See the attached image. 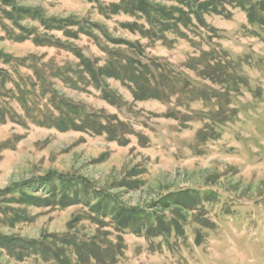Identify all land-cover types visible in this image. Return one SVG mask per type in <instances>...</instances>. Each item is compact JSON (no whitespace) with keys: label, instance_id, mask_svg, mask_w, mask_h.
I'll return each mask as SVG.
<instances>
[{"label":"rangeland","instance_id":"1","mask_svg":"<svg viewBox=\"0 0 264 264\" xmlns=\"http://www.w3.org/2000/svg\"><path fill=\"white\" fill-rule=\"evenodd\" d=\"M19 1L42 8L48 16L98 23L95 38L72 39L53 32L93 61L103 64L110 56L105 49L121 58L127 53L143 62L163 64L168 95L164 101L136 100L127 83L109 78L104 85L119 100L111 104L101 89L79 76V59L72 51L39 46L33 39H10L11 23L1 17L0 50L30 59L0 60V105L7 118L5 123L0 120V189L57 170L89 179L129 206L148 208L170 191L194 188L198 191L193 197L201 199L208 226L196 236L198 210L183 213L184 233L173 231L165 238L150 239L127 230L122 235L111 217L99 220L82 203L68 208L22 206L26 217L14 223L6 217L13 213L0 212V232L40 240L70 230L82 240L112 244L111 264H264V26L250 24L247 11L236 0H216L223 12L203 14L207 26L194 19L189 29L181 26L162 38L153 37L150 30L127 28L128 23L149 26L141 15L116 13L113 5L120 0ZM158 1L168 8L177 5ZM22 24L43 32L37 21L27 19ZM41 75L50 81L47 95L41 91ZM18 86L34 89L27 96L30 114L14 96ZM52 87L60 96L98 112L103 124L124 121L123 129L133 130L129 142L122 145L105 134L62 132L36 124L34 120L53 112ZM13 112L24 124L13 121ZM123 179L141 185L117 186ZM14 207L19 209L17 204ZM172 212L159 215L168 221ZM67 252L76 262L73 249ZM0 264L57 263L45 262L32 251L17 254L0 246ZM87 264L99 263L92 259Z\"/></svg>","mask_w":264,"mask_h":264},{"label":"trees","instance_id":"2","mask_svg":"<svg viewBox=\"0 0 264 264\" xmlns=\"http://www.w3.org/2000/svg\"><path fill=\"white\" fill-rule=\"evenodd\" d=\"M168 1H174L177 5L168 8L158 0H120L119 2H115L113 6L116 13L124 11L131 15L138 14L144 17L149 28L146 29L145 27L137 26V24L129 23L126 27L134 31L146 32L150 30L155 38H162L165 32L173 29L179 30L181 26L189 29L193 25L194 19L201 25L207 26L203 14L208 12L221 14L223 12L216 0ZM0 5V18L9 20L12 26L11 28L6 26L10 39L19 42L33 39L39 46H52L72 51L79 59V76L84 77L94 87L101 89L103 97L109 103L115 105L119 101L116 94L110 92L104 85L109 78L127 83L136 100L157 99L164 101L167 97L168 93L165 85L168 72L163 64L143 62L138 56L127 53L121 58L118 57V54H112L111 51L105 49L103 51L106 54L110 53V56H108L103 64H100L87 57L79 47H74L53 33L54 31L61 32L66 38L72 39H77L82 35L95 38L94 31L98 27V23L80 17L64 18L48 16L42 8L26 6L19 0H0ZM236 5L243 7L247 11L250 24L264 26V0H259L254 5L245 4L241 1L237 2L236 0ZM258 9L259 11H256ZM260 12L261 14H259ZM27 19L37 21L43 32H40L38 27L30 28L23 25L22 22ZM106 39L107 42H111L110 37H106ZM103 43L105 44V42ZM131 44L130 47L136 50L135 46ZM1 59L6 62L19 61L20 63H24L30 58H15L0 50ZM41 79V91L43 95H47V87L50 81L45 75H41ZM80 81L82 82L83 80ZM74 83L78 86L77 81ZM33 91L34 89L21 88L20 86H18L17 94L14 91V96L17 97L18 101H22L24 110L29 114L33 110H31L30 101L27 96L30 92L33 93ZM51 92L52 94H49L51 95L50 110L53 112L44 113L43 119L34 120L36 124L56 127L62 132L75 129L78 131H89L96 135L105 134L110 140L117 141L122 145L129 142L128 136L133 134V130L123 129L125 126L124 121L116 120L115 122L111 120V125L103 124L102 121H99L98 112H91L83 104L75 103L60 96L58 91L53 87ZM1 106L0 120L5 123L7 118ZM12 115L13 121L24 124L23 120L17 119L16 113L13 112ZM31 115L34 116L32 113ZM135 181L123 179L117 186H126L134 189L141 185V181ZM41 191L44 193L39 194ZM197 191L194 188L177 192L170 191L161 195L148 208L129 206L118 196L111 195L108 190L98 189L89 179L71 173L52 170L45 176L34 177L17 187L0 189V212L5 215L13 213V216L6 217L8 219L11 218L14 223V219L18 221L26 217L20 208L22 206L56 205L59 208H68L83 203L91 207L90 209L93 214L99 220L102 219L101 216L104 217L103 219L111 217L117 228L121 230L122 235L124 234L122 231L127 230L134 235L142 236L145 234L146 238L150 239L161 236L165 238L171 235L173 231L184 233V226L186 224H183L181 221L184 218L183 213L199 210L200 216L195 222L199 226L197 225L196 227L198 228H194L195 234L198 237L202 233L203 227L208 225L205 218H203L205 208L200 206L201 199L193 197L194 192ZM15 204L19 206L17 211L14 207ZM164 210L174 211L169 216L168 221L159 215ZM78 217L74 220H78ZM152 220H157V224H151ZM0 246L7 247L9 251L16 252L17 254L23 253V251H32L35 254L41 255L45 262L54 260L57 264H87L92 259H95L99 264H111L109 257L112 250L110 251L109 248L112 247V244H103L99 239L82 240L76 233H72L70 230L63 235H55L52 239L46 238L40 240L7 236L0 232ZM69 249H73L71 255L72 259L73 256L76 257V262L71 261L68 257L67 251Z\"/></svg>","mask_w":264,"mask_h":264}]
</instances>
